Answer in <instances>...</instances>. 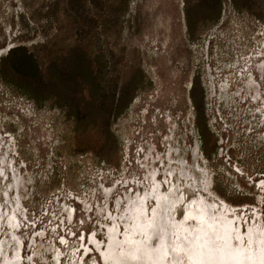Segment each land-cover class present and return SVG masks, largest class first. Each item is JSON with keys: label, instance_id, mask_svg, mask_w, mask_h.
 Here are the masks:
<instances>
[{"label": "rangeland", "instance_id": "374dc122", "mask_svg": "<svg viewBox=\"0 0 264 264\" xmlns=\"http://www.w3.org/2000/svg\"><path fill=\"white\" fill-rule=\"evenodd\" d=\"M121 263L264 264V0H0V264Z\"/></svg>", "mask_w": 264, "mask_h": 264}, {"label": "trees", "instance_id": "16d2710c", "mask_svg": "<svg viewBox=\"0 0 264 264\" xmlns=\"http://www.w3.org/2000/svg\"><path fill=\"white\" fill-rule=\"evenodd\" d=\"M13 52L14 51H10V55L9 56H11L12 54H13ZM26 60H28V58H25ZM29 61V60H28ZM11 68L13 69V70H18V71H20L21 73H24L25 71H29V69H27L26 68V65H24V64H22V63H13L12 62V64H11ZM24 69H26L25 71H24ZM23 71V72H22Z\"/></svg>", "mask_w": 264, "mask_h": 264}, {"label": "bare ground", "instance_id": "6f19581e", "mask_svg": "<svg viewBox=\"0 0 264 264\" xmlns=\"http://www.w3.org/2000/svg\"><path fill=\"white\" fill-rule=\"evenodd\" d=\"M262 66V65H261ZM121 264H124V263H121Z\"/></svg>", "mask_w": 264, "mask_h": 264}, {"label": "snow or ice", "instance_id": "6c2138e0", "mask_svg": "<svg viewBox=\"0 0 264 264\" xmlns=\"http://www.w3.org/2000/svg\"><path fill=\"white\" fill-rule=\"evenodd\" d=\"M89 258H91V257H89Z\"/></svg>", "mask_w": 264, "mask_h": 264}]
</instances>
